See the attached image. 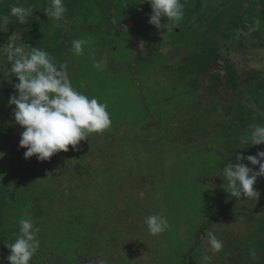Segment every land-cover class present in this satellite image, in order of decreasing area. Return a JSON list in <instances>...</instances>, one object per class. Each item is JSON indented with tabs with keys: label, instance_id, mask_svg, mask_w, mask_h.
Listing matches in <instances>:
<instances>
[{
	"label": "rangeland",
	"instance_id": "1",
	"mask_svg": "<svg viewBox=\"0 0 264 264\" xmlns=\"http://www.w3.org/2000/svg\"><path fill=\"white\" fill-rule=\"evenodd\" d=\"M38 1L15 0L26 7ZM7 2L0 0V19ZM64 3L76 12L66 17L71 23L62 25L64 34L45 38L46 48L26 37L33 36L30 25L26 38L4 30L0 264H9L7 244L14 242L22 217L39 228L40 247L31 264H204V255L211 257L208 264H263L264 176L254 185L259 197L236 198L218 174L225 163H235L237 153L264 151V144L240 143L254 126L264 125V89L250 87L245 75L254 76L253 62L264 69V0H181L184 16L171 30L148 22L147 0ZM52 25L57 27L50 24L49 30ZM76 39L87 41L83 55L73 54ZM206 40L222 55L213 69L221 76L217 93L209 88L215 80L189 70ZM10 43L40 47L67 61L73 86L107 103L111 127L91 133L78 151L69 146L48 161L25 159L26 149L19 147L24 129L8 104L18 82L4 52ZM243 50L250 52L245 56ZM230 64L240 70L234 92L224 85ZM257 75L261 81L264 71ZM152 214L166 216L170 228L151 235L145 218ZM208 232L222 241L219 252L208 244Z\"/></svg>",
	"mask_w": 264,
	"mask_h": 264
},
{
	"label": "clouds",
	"instance_id": "2",
	"mask_svg": "<svg viewBox=\"0 0 264 264\" xmlns=\"http://www.w3.org/2000/svg\"><path fill=\"white\" fill-rule=\"evenodd\" d=\"M151 6L149 23L157 29H168L178 25L184 16V6L181 0H147ZM67 9L64 0H50V5L44 12L57 22L65 20ZM31 6L13 5L9 16L15 17L25 24L30 14ZM162 18L166 23H162ZM59 26V24L57 25ZM84 39L72 42L74 55L84 54ZM7 60L11 63L10 74L18 78L14 83L16 90L8 101L14 105L15 121L24 129L21 132L19 147L25 148V159L36 156L38 161L49 160L58 152L78 151L81 141L88 140L91 133H102L111 127L112 120L107 111V103L100 102L96 97H89L73 86L68 62H58L49 52L40 47L26 49L23 45L8 44L4 48ZM99 67V63L96 64ZM9 76V75H8ZM245 145L264 144V125H256L248 135L240 138ZM4 156L0 152V158ZM259 165L258 170L249 167ZM224 180L222 187L236 198L259 197L260 193L254 185L257 178L264 176V151L255 155L244 156L237 153L235 163L227 162L218 174ZM19 233L15 234L14 242L7 244L10 254L9 264H31L33 256L40 247L37 238L39 228L32 218H20ZM151 235H159L170 228L166 216L152 214L145 218ZM208 244L213 252H219L223 243L212 232L207 233ZM252 256L255 257L253 251ZM211 257L204 255L202 260L208 264Z\"/></svg>",
	"mask_w": 264,
	"mask_h": 264
},
{
	"label": "trees",
	"instance_id": "3",
	"mask_svg": "<svg viewBox=\"0 0 264 264\" xmlns=\"http://www.w3.org/2000/svg\"><path fill=\"white\" fill-rule=\"evenodd\" d=\"M48 1H50V0H46V3ZM43 2L44 1L41 2V0H39L37 6L34 5V4H31V7L33 8V13L30 14V16L28 17V20H27V22L25 24H21L15 17H10L9 16L10 9H11V7L13 5H19V6H23V5H21L20 3H16L15 0H9V2H7L8 3L9 10L5 14V16H4L5 19H0V49H3V44H4V41H3L4 40V37H3V35H5V31H4L5 29L10 30V33L11 34L17 35L18 33H20L22 37L19 36L18 39L30 37V38H32V40H35L37 38L38 41L35 40L36 42H34L33 44H35V46H42L43 45L45 48H46V39H48L49 37L56 36V35H59L60 36V33L63 31L61 24L63 23L64 26H67L68 24L71 23V22H68L66 20V17H69L71 15L74 16V14L76 12V8L73 7L71 9V11L68 9L69 11H67V14L65 16V20L62 21L61 24H59L54 19L49 18L47 16V14L44 12L45 8H47L48 6L46 5V3H45L46 6H44ZM49 5H50V3H49ZM24 7H26V6H24ZM219 13H222V12H218V14ZM133 20L135 21V19H133ZM54 23L56 25L59 24V26H57V27L55 26L53 28V25H52V27H51L52 29L49 30V27L48 26H50V24H54ZM28 25H30V28H32V30H33V36H30L29 35V36L24 37V35H26V30L25 29L29 27ZM37 26H38V29L37 30H34ZM49 32H53V35L51 36L49 34ZM63 34H64V31H63ZM205 35H207V34L205 33ZM5 37H6V35H5ZM207 37H208V35H207ZM209 37H211V36L209 35ZM59 41H61V43ZM7 42H9V38H7ZM63 45H64V42L62 41V39H59L57 46L62 47ZM1 51L2 50H0V53H1ZM249 52L250 51H248V50L241 51V53L244 54V55H248ZM194 55H195L194 56V59H196V62L195 63H198V64L191 65V63L194 62V60H193L190 63L189 70L191 71V73L193 72V73L200 74V75L203 74V75H206L209 79L215 80L213 82V84H210L209 85V88L212 91H215V93H217L218 90H219V84H218L217 80H220L221 79V76L219 74H217V73H214L213 69H214L215 64H216L215 62L218 59H221L222 58V55L220 54V51H219V47L217 46L216 43L215 44H212V43H210V42H208L206 40V41H204V44L200 47V49ZM188 66H189V64L185 63L183 67L186 68ZM261 68H263V67H260V68L252 67V71L254 72V76L252 78H250V79L248 78L247 74L244 72L245 75H246L247 80L251 81V82H248V84L250 85V87H251L252 83H256V86H255L256 88H262V89H264V85L261 82V81H264V75L262 76L261 81L258 80V78H257V76H258L257 74H260L262 71H264V69H261ZM227 70H228V74L224 78V81H225L224 82V85H225V87H227L228 89H230L232 92H234V90H236V88H235L236 83L234 81V78H236L238 81L240 80V78H241L240 75H239V71L240 70L238 68H235L234 64L233 65L230 64L229 67H227ZM242 80L244 81L245 78H242ZM236 87H237V85H236ZM252 89H254L253 86H252L251 90ZM250 93H251V91H250ZM46 161H48V160H46ZM73 163H75L74 160H73ZM63 164H64L63 166L67 167V165H65V163H63ZM75 165H73V166H75L74 168L80 167L76 163H75ZM45 167H47V164L45 165ZM76 171L77 170H75L74 172H76ZM64 172L66 173L67 172V169ZM36 202H39V201L36 200ZM90 246L91 247H94L93 244L90 245ZM193 259H194V257H193ZM262 261H263V264H264V254L262 256Z\"/></svg>",
	"mask_w": 264,
	"mask_h": 264
},
{
	"label": "crops",
	"instance_id": "4",
	"mask_svg": "<svg viewBox=\"0 0 264 264\" xmlns=\"http://www.w3.org/2000/svg\"><path fill=\"white\" fill-rule=\"evenodd\" d=\"M261 12H264V10H263L262 8H261ZM141 17L143 18V16H141ZM61 25H64V24H61ZM138 25H140V24H138ZM256 54H259V55H260V54H262V52H259V53L256 52ZM262 55H263V54H262ZM242 57H243V56H242ZM253 57H255V56H253ZM251 58H252V57H251ZM254 64H257V67H255ZM258 65H259V63H254V62H253V67H255V68H259L260 66H258Z\"/></svg>",
	"mask_w": 264,
	"mask_h": 264
},
{
	"label": "water",
	"instance_id": "5",
	"mask_svg": "<svg viewBox=\"0 0 264 264\" xmlns=\"http://www.w3.org/2000/svg\"><path fill=\"white\" fill-rule=\"evenodd\" d=\"M255 67H257V64H254Z\"/></svg>",
	"mask_w": 264,
	"mask_h": 264
},
{
	"label": "flooded vegetation",
	"instance_id": "6",
	"mask_svg": "<svg viewBox=\"0 0 264 264\" xmlns=\"http://www.w3.org/2000/svg\"><path fill=\"white\" fill-rule=\"evenodd\" d=\"M243 56V55H242ZM246 56V55H245ZM216 63V62H215ZM0 202H2V200H0Z\"/></svg>",
	"mask_w": 264,
	"mask_h": 264
}]
</instances>
